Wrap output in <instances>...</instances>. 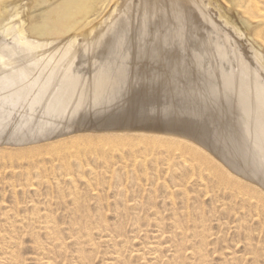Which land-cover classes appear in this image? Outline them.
<instances>
[{"label":"rangeland","instance_id":"374dc122","mask_svg":"<svg viewBox=\"0 0 264 264\" xmlns=\"http://www.w3.org/2000/svg\"><path fill=\"white\" fill-rule=\"evenodd\" d=\"M214 5L212 0H112L92 25L91 35L83 33L71 44L65 45L60 41L58 45L50 46L42 57V64H36L33 68L19 65L18 68L22 66L20 73L14 71L18 72V78L13 76L15 74L12 70L11 73L2 68L0 122L7 126V131L13 133L21 134L31 129L36 132L30 137L13 140L0 138V141L6 142L0 145L5 150L0 151V264H47L49 261L50 264H201L203 255V264H231L232 261L234 264H264V195L252 189L247 196L238 199V186L220 181L225 179V175L215 166L216 163L195 161V157L192 158L183 146L178 145H174L177 149L173 152L163 153L157 148L163 142L141 139L137 135H131L116 144L113 138H99L95 134L89 135L91 140L82 138L78 144L77 141H65V144L57 145L48 142L75 134L78 130L89 132L111 129L101 123L116 125L113 117L120 113L129 118L136 117L131 118L132 122L129 123L134 126L178 123L199 130L205 124L209 126L204 125L208 131L211 127L213 129L208 135L215 148L222 147L219 138L225 135L222 140L226 141L230 149L227 150L228 154L233 153V144L238 146L241 135L248 142L250 128L257 132L261 125L251 106H247L248 110L241 107L240 94L242 92L247 96V93L241 82H236L237 78L240 80L234 74L238 69L229 70L227 79L230 85L222 80L220 71L226 62L230 65L243 59L240 52L238 58L235 55L237 48H243L241 50L246 58L249 54L240 34L224 24L216 15ZM122 11L140 18L139 30L146 40L148 36L156 38L152 42L156 41V33L165 39L170 51L167 56L171 61L167 70L164 64L156 65L147 60H115L102 67L95 58L89 57L90 44L106 29L109 21ZM110 13L112 16L103 21ZM194 18H198L197 26L200 28L197 29V39L192 38L191 25ZM149 24H154L156 31ZM193 44L194 47L191 46ZM253 63L245 64H251L255 72ZM143 73H146V77ZM37 76L41 80L49 78L48 85L45 84L41 90H29L28 80ZM19 89L27 97L31 92L34 97L38 94L42 96L43 100H40L44 102L41 101V106H37L38 111L35 107L34 110L28 106L21 108L14 102L16 98L13 92ZM57 90L61 91L60 94L55 93ZM221 91L226 95L228 109L220 107V102L225 100L220 97ZM100 100L113 104L93 109ZM74 108H78V112L74 114L75 117L71 116L72 120L70 116L64 117L69 111L73 112ZM20 109L24 112L27 110L21 114L25 116L24 120L30 116L34 124L43 123L44 126L29 124L21 129L15 128ZM212 122H215L214 126ZM60 123V127L55 126ZM241 126L242 134H239ZM48 129L76 131L44 142L16 147L9 145L10 142L31 141ZM263 137L260 138L263 140ZM261 144L263 146L264 143ZM146 145L156 148L143 155L136 153L137 160L136 157L130 160L126 156L128 152H141ZM54 147H57L55 150L64 148L69 152L73 166L80 162V168L72 166L69 171L55 170L58 161L54 158ZM179 153L189 158L190 162L193 161V171L184 167L182 169V160H175ZM91 155H95L99 162ZM123 155L125 161H122ZM100 157L108 160L109 164L104 165ZM153 161L157 167H154ZM161 164H165V167ZM127 165H131V168ZM78 205L82 208H78ZM256 205L260 209H256ZM256 211H261L262 215ZM76 220L84 225L80 222L77 224ZM45 224L49 225L48 230L44 229ZM55 240H59L60 245L57 242L54 244ZM80 254L83 261L82 258L80 260ZM198 255H202L201 258L198 259Z\"/></svg>","mask_w":264,"mask_h":264},{"label":"bare ground","instance_id":"6f19581e","mask_svg":"<svg viewBox=\"0 0 264 264\" xmlns=\"http://www.w3.org/2000/svg\"><path fill=\"white\" fill-rule=\"evenodd\" d=\"M111 1L112 0H0V71L1 70L3 71L2 68H4L5 70H10V71L12 70L13 72L14 71H18L19 72V71H21L19 69L23 65L25 67H29V68L32 66V68H33V66H35L36 64H39V63L42 64V61H43L42 57H43L44 53L47 50L50 49V46L58 45V43L60 41L62 43H64L65 45H68V44H71L72 42L77 41L78 40V36L80 34L86 33L87 35H89L92 32V29H91L92 25L103 14V12L109 6ZM212 1L215 2L214 8L216 10L215 11L216 15L220 19H222L224 21V24L227 27H229L234 32L236 31V32H238L240 34V37L243 39L242 43L244 44V47H245V49L247 50V52L249 54V56H247V58H246V56L244 55L243 51L241 50L243 48L242 47H240L241 49L237 48L235 50V55L238 58L239 57V52H240V54H241L243 59L239 60L235 64H230V65H229L228 62H226L225 66L222 67V69L220 71V76L222 77V80L224 82H226V84L230 85V83H229V81L227 79V74H228L230 69L231 70H233L234 68L238 69V71H236L234 74L236 76L240 77V80H239V78H237L236 82H238V83L241 82V85L243 87H245V90H246V93H247V96L244 95L242 92L240 94L241 95V97H240L241 107H242V109L245 110V109H247V106H251V108H252V110L254 112V115L257 118V121H259V125H261L260 126L261 127L260 131H258L259 128L258 129L256 128L257 132H254L253 129L250 128V130H249L250 140L248 142L245 139V137L243 135H241V140L239 142H237L238 146L233 144L234 147H235L234 149H232L233 153H231L230 151H229L230 152L229 154L227 153V150H230V149L228 148V146L226 144V141L222 140V137L224 138L225 135H222L221 137L219 136L220 137L219 138L220 144H223L222 147L221 148L220 147L219 148H215L214 147V144L211 141L212 138L210 139L209 135H208V132L212 131L213 129L211 127V130L208 131L206 127H209V126H206L205 124L204 125L206 127L202 124L204 127L203 126L199 127L200 128L199 130L193 129L191 127H186V125L178 124V123H172V124L164 125V126H155V125H152V124H147V125H144V126H134V125H131L129 123L132 122L131 118H135L136 119V117H130V118L127 117V116L125 117V115H122V113L118 114L117 117H113V122L117 123L116 125L110 126L109 125L110 122L109 123H101L104 127H109L111 129H104V130H101V131H89V132H82L81 130H78L79 132H77L75 134H72V135H69V136H64L62 138H59V139H56V140H50V141L48 139H54L56 137L67 135V134L72 133V132L74 133L76 130H74V129L65 130L64 129V130H61V131H59V130L53 131V129H48V130L44 131L43 135H38V136L34 137L33 140H31V141H28V142H22V141L10 142L9 145L12 146V147L23 146V145L32 144L34 142L35 143L36 142H38V143L39 142H44V140H48L49 143H51V144L54 143L56 145L57 144H63L65 141L68 142V143L69 142H73V141H77V144H78V141L81 140L82 138H83V140H86V141L91 140V138H89L90 137L89 135H94V134L95 135H99L100 136L99 138H102V137L113 138L112 139L113 143L116 144L118 142L121 143L122 139L129 138L131 135H137L141 139L156 140V141H159V142H163L164 144H162L159 147H157L163 153L167 154L168 151L176 150L177 148H175L174 145H178V146H183L185 151H187V153H189L188 155H190L191 157L192 156L195 157V161H200L201 162L203 160V161H207V162L209 161L211 163L212 162L216 163L215 166L221 172H223V174L225 175V177H224L225 179H222L220 181H222L223 183L231 182L230 183L231 185L234 184V185H236V187L238 186L236 188V192L238 193V194L236 193L237 194L236 197L238 199L241 198L242 196H245L247 193L252 191V189H255L257 192H260V193H262L264 195V144H263V146H261L262 145L261 143H264V137H263V140L260 138V137H262L264 135V0H212ZM110 16H112V13H110L106 17V19H104L103 21H107ZM139 22H140V18L135 16V15H133V14H131L130 12L122 11V12H119L118 14H116L109 21L106 29L88 47L89 57L91 56L90 58H92V57L95 58L97 60V62H99L100 66H102V67L108 66V64L113 63L115 60L116 61L119 60L120 62H122L123 60L124 61H129V62H130V60L131 61H138V60H145L146 61L147 60V61L153 62V64L155 63L156 65L158 63H162V64H164L163 66H166V70H167L170 67L169 63H171V61H170L169 57L167 56V54L170 51L167 49V46H166L167 43H166L165 39H163V37H161L159 33H156L159 36V38L157 36V40L156 41L152 42L156 38L153 39L152 37H148V36H147V40H146V38L145 37L143 38L142 34L140 33ZM192 22H193V24L191 25L192 38L193 39H197V29H200L197 26L198 25V18H194V20ZM235 22L238 24L237 26H236ZM149 26L154 31H156V26L154 24H149ZM152 35H153V33H152ZM211 39L214 40L213 37H211ZM50 41H52V42H50ZM162 44H163V46H162ZM194 45L195 44H193L191 46L194 47ZM246 62H251V63L255 62L253 64L256 67V71L253 72L254 70H253L252 65L251 64H249V65L245 64ZM124 64L125 63H123V65ZM19 65H22V66H20V68H18ZM118 65H120V64H118ZM163 66H162V68H163ZM124 67H125V65H124ZM114 68H116V67H114ZM122 68H123V66H122ZM26 70H28V69H26ZM12 71H11V73H12ZM133 71H136V69H134ZM18 72H14L15 75H13V76L15 78L16 77L18 78ZM187 72H189V71L187 70ZM24 73H25V71H24ZM148 73H147V76L150 74V73L149 74ZM27 74H28V72H27ZM56 74H57V72H56ZM143 74L145 76L146 73H143ZM132 75L133 76H135V75L138 76L137 73H132ZM11 78H13V77H11ZM51 78L52 77H50V80H51ZM151 78H153V77H151ZM53 79L55 81V76L53 77ZM40 80H41L40 76L39 77L37 76V78H35V79L33 78L31 80H28V85L30 84L28 86L29 90H33V89L41 90V89H43L42 87L45 84L48 85L47 83H49V78H46L45 80H41V84L39 83ZM43 81H44V83H42ZM60 83L61 82H59V84ZM52 84H53V82H52ZM25 86H26V84H25ZM4 88H6V87H4ZM65 88H67V87H65ZM8 89H6L7 90L6 92H8ZM12 90H13V88H12ZM61 90H62V88H61ZM36 92H38V91H36ZM59 92H61V91L57 90V92H55V93H59ZM13 93H15L14 97L16 98V100L14 102H17L16 104L19 105L21 108H25V107L28 106L31 110H34V107H35L37 109V111H38L37 106L38 107L41 106V101L43 99H42V96L39 95V94H38V96L36 94L37 97H34L32 92H31L29 94V97H27V96H24L26 93L24 94L22 91H20V89L18 91L13 92ZM39 93H41V91ZM47 93H46V95H47ZM220 97L225 99V100H222V102H220L221 98H219L220 107L223 108V106H224V108L228 109L227 103H226V95L222 92V95H220ZM43 98H44V96H43ZM40 99H42V100H40ZM223 101L225 102V105H224ZM42 102H44V101H42ZM51 102H52V99H51ZM51 102L49 104H51ZM111 103L112 102H109V101H106V100H100L99 102L97 101L95 103V106L93 107V109L96 110V109H99L100 107L103 108V107H106L107 105H109ZM60 106H61V104H60ZM56 107H58V106H56ZM75 107H76V104H75ZM77 109L78 108H74L73 112L69 111L68 114L66 113L67 115H65L64 117L67 118V116H70V120H72L71 116L75 117L74 114H76L78 112ZM109 109H112V108H109ZM7 112H9V111H7ZM23 112H24V110H21V109H20V112H19L20 114H18L16 112V114H18V119L19 120H16V123L14 125L15 128H20L21 129V128L27 127L29 124H32V125L37 126V127L44 126L43 123L34 124L35 122L31 121V117L30 116H29V118H26L24 120L25 116L21 115ZM155 113H157V112H155ZM211 114L209 113V115H211ZM63 115L61 117H63ZM205 115L207 116V114H205ZM249 115L250 114L248 113V116ZM221 116H223V115L221 114ZM167 117H169V116H167ZM167 117H165V119L169 120ZM5 118H7V117H5ZM156 118L159 119L160 117H156ZM33 119H35V118H33ZM212 120H214V119H212ZM207 121H209V120H207ZM227 121H228V119H227ZM2 122H4V121H2ZM209 122H211V121H209ZM212 123H213L212 125L214 126L215 122H212ZM222 123L224 124V121ZM71 124H73V123H71ZM60 125H61V123L57 124L55 126L56 127H60ZM217 126L218 125H216L215 127H217ZM6 127H7L6 125H4V124H2L0 122V138L13 140V139H16V138L30 137L31 135H34L35 132H36V130H32L31 129V130H28V131L23 132L21 134H18L16 132L13 133L12 131H7L8 128L5 129ZM14 127H11V128H14ZM93 127L95 128V126H93ZM219 128H221V127H219ZM215 131H217V130H215ZM8 132H11V133H8ZM214 133L215 132H213V134ZM229 133H230V131H229ZM259 133H261L263 135L261 136V134H259ZM239 134H242V126H241V133H239ZM231 136H233V135H231ZM213 139H216V137H214ZM244 141H246V143H247L246 145H245ZM2 143L5 144L6 142L0 141V145H3ZM245 146H247V147H245ZM230 147L232 148L231 145H230ZM56 148L54 147L53 149L55 150ZM154 148H156V147H154ZM154 148L152 149V147L146 145L143 149H141V152H139V151H137V152H134V151L128 152V154L126 156L128 158H130V160H131V158L133 157V159H134V157H136L137 154L143 155L146 152H151L152 150H154ZM2 149H4V148H1V146H0V151H5V150H2ZM63 149L59 150V151L58 150L54 151L55 152L54 158L56 159V161H58V165H55L56 166L55 170H58V171H65V170L69 171L72 168V166H73V164H72L73 162H71L69 160V158H70L68 156L69 152H67V151H65ZM66 149H68V148L66 147ZM84 149H82V150H84ZM87 150H90V148L87 149ZM174 152H176V151H174ZM225 153H227L229 157L226 156ZM84 154H86V153H84ZM87 154H90V153L87 152ZM175 154L176 153H174V155ZM79 155H81V154H79ZM99 155H100V153H99ZM183 155L181 153H179V156H177V155L175 156V158H177V159H175V158L174 159L175 160L179 159L180 162L182 160V162H181V164H183V165H181L182 169L184 167L186 169H190V170L193 171V169H194L192 167L193 166L192 165L193 161L190 162L191 160L189 161L188 160L189 158L187 159ZM15 156H16V154H15ZM82 156H84V155L82 154ZM93 156H95V155H93ZM101 156H103V155H101ZM95 158H96V156H95ZM100 158H101V161H102V163L104 165L109 164L108 160H106L103 157H100ZM124 159H125V156L123 155L122 156V161H125ZM137 159L138 158L136 157V160ZM155 159H156V157H155ZM159 159H161V158H159ZM171 159L174 160L173 158H171ZM96 160H98V162H99V159L96 158ZM130 160H129V162H131ZM51 161H53V160H51ZM165 161H166V159H165ZM167 161H168V159H167ZM169 161H170V159H169ZM126 162H127V160H126ZM153 162H154L153 164L155 165V161H153ZM32 163H35V162H32ZM79 163H75L73 168L76 167V166H77V168H80L81 164H79ZM133 163L134 162H132V164ZM170 164H171V162H170ZM161 165H163V164H161ZM123 166H124V164H123ZM130 166H128V167H130ZM138 166H139V164H138ZM199 166H201V165H199ZM154 167H157V165H155ZM124 168H125V166H124ZM137 168H134V169H137ZM195 168L197 170V167H195ZM201 168H203V167H201ZM204 168H205V166H204ZM196 170H194V171L196 172ZM201 171H202V169H201ZM212 173H213V171H212ZM199 174L203 175L201 172ZM198 177H200V176H198ZM206 178L208 179V176ZM197 181L199 182V179ZM173 182H174V180H173ZM206 186H208V185H206ZM177 190H178V188H177ZM219 190H222V189H219ZM179 192L181 193V190ZM182 193H184V192H182ZM233 194H234V192H233ZM117 197H118V195H117ZM216 199L217 198H215V200ZM223 199H224V197H223ZM224 200H226V199H224ZM244 200H246V199H244ZM228 203H229V201H228ZM243 203H245V201H243ZM252 205H250V209H251ZM259 205H256L255 208L256 209H260ZM244 206H245V204L243 205V207ZM79 207H81V206L78 205V208ZM247 207H248V205H247ZM229 209H230V206H229ZM247 209H245V211H247ZM76 210H79V209L76 208ZM231 211L229 210L230 213H232ZM261 213L262 212L260 211V213H258V214H261ZM189 214H190V212H189ZM194 214H196V213H194ZM89 216H90V214H89ZM196 216H197V214H196ZM81 217L82 216H80V219H81ZM259 217H260V215H259ZM77 220H76V223H77ZM79 222L80 221H78V223ZM80 223H82V222H80ZM35 225H37V224H35ZM45 225L46 226L44 227V229L48 230L50 228L49 225H47V224H45ZM82 225H84V224L82 223ZM201 226H202V224H201ZM56 230H57V228H56ZM182 230H184V228ZM176 231H178V230H176ZM49 232H51V230ZM184 232H185V230H184ZM52 233H53V231H52ZM57 233H58V231H57ZM183 236H185V237H183ZM183 236H182L183 238H186V235H183ZM203 236H205V235H203ZM173 238H175V237H173ZM15 240H17V239H15ZM56 240L54 241L55 242L54 244H56V242H57ZM183 240H186V239H183ZM73 241H72V243H73ZM200 241H202V240H200ZM58 242H59V240H58ZM185 244L187 246V242ZM194 245L196 246V243ZM205 247H203V248L205 249ZM192 248H195V247H192ZM190 251H192V250H190ZM194 251L196 252V250H194ZM79 253H81V252H79ZM173 253H176V252H173ZM194 253H193V255H194ZM3 254H4V252H3ZM82 254H83V252H82ZM185 254H183V256ZM173 255H175V254H173ZM201 256L198 255V259L201 258ZM192 257H194V256H192ZM81 258L82 257H81V254H80V260H81ZM203 258H204V255H203V257L200 260L201 264L204 263L203 262L204 261ZM192 260H193V258H192ZM254 260H256V258ZM7 261H8V259H7ZM82 261H83V258H82ZM40 262H41V260H40ZM40 262H38V263H40ZM49 262L47 264H50ZM232 262H231V264H232ZM52 263H54V262L52 261ZM196 263L198 264V262H196ZM78 264H81V263H78ZM233 264H234V262H233Z\"/></svg>","mask_w":264,"mask_h":264},{"label":"water","instance_id":"95a60500","mask_svg":"<svg viewBox=\"0 0 264 264\" xmlns=\"http://www.w3.org/2000/svg\"><path fill=\"white\" fill-rule=\"evenodd\" d=\"M67 133V132H66ZM73 133V132H72ZM64 134V133H63Z\"/></svg>","mask_w":264,"mask_h":264}]
</instances>
